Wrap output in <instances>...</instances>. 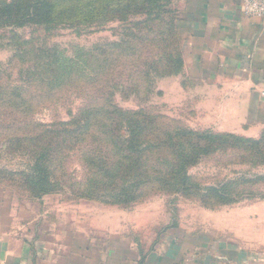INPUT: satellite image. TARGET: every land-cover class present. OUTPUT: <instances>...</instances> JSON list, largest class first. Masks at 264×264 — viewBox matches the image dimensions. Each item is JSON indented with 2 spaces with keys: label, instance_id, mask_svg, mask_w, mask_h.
Masks as SVG:
<instances>
[{
  "label": "rangeland",
  "instance_id": "obj_1",
  "mask_svg": "<svg viewBox=\"0 0 264 264\" xmlns=\"http://www.w3.org/2000/svg\"><path fill=\"white\" fill-rule=\"evenodd\" d=\"M182 1L170 0L163 14L164 21H178L179 35L167 47L161 42L166 37L164 26L155 28L158 18L146 21L142 14L51 27L0 26L1 204L29 210L30 222L38 223L41 237L64 243L92 263L99 257L101 263L108 259L112 264L120 257L118 251L124 261L138 254L156 262L168 252L180 251L176 241L186 249L196 240L202 244L191 250L195 254L211 252L218 245L251 253L264 262V162L254 164L236 148L210 150L199 153L196 164L186 168V182L163 181L168 178L166 162L169 167L180 157L177 143L207 147L209 142L198 136L257 139L264 131V118L259 123L261 118L252 109L248 118L240 117L235 102L229 105L224 99L222 86L191 76L194 71L184 64L183 33L188 22L182 19ZM90 108L106 118L104 142L92 143V136L100 135L95 127L81 143L59 145L53 153L54 175L66 184L84 182L91 174L82 154L98 151L106 161L123 156L113 147L108 120L117 108L135 114L142 124L136 155L144 163L137 171L145 182L140 201L124 207L102 205L77 198L67 188L41 200L29 198L21 174L29 171L31 159L11 152L12 147L3 151L4 141H28L44 127L68 122ZM119 114L115 111V116ZM177 131H185L187 139ZM52 142L56 145L57 139ZM228 181L234 183L229 192L236 194L230 204L200 203L201 189Z\"/></svg>",
  "mask_w": 264,
  "mask_h": 264
},
{
  "label": "trees",
  "instance_id": "obj_2",
  "mask_svg": "<svg viewBox=\"0 0 264 264\" xmlns=\"http://www.w3.org/2000/svg\"><path fill=\"white\" fill-rule=\"evenodd\" d=\"M170 0H0V26L35 24L39 26L68 24L75 21L81 23H93L94 20L111 19L117 16L126 20L129 16L145 15L144 20H150L156 16L159 24L166 32L162 38L165 47L172 46L174 38L179 35L178 21L173 18L168 22L162 18L166 13ZM169 12V10H168ZM139 26V25H138ZM152 27H148L151 32ZM129 36V35H128ZM104 53V52H103ZM180 64L181 60L177 58ZM10 104V101H9ZM97 108L84 109L71 116L68 122H62L54 126L44 127L39 133L27 139H18L16 142L8 139L4 141L3 151H19L30 157L29 171L22 172L21 181L25 184V190L31 199L41 200L44 196L53 195L59 190L70 191L72 195L82 200L96 202L102 205L124 207L137 203L142 198L145 182L137 175V171L143 166L136 155L140 153L138 144L142 124L134 119L135 114L124 113L117 108L108 118L111 126L113 147L120 149L123 156H115L106 161L98 151L84 153L85 165L89 169L90 178L84 182L69 181V184L61 182L54 175L53 155L54 149L59 145H77L83 140L82 136L88 135L95 127L101 135L92 136V143H102L106 125L104 116ZM115 111L120 114L115 116ZM113 115V116H112ZM94 134V133H93ZM175 134L187 139L185 131H177ZM167 136V133H165ZM56 138V145L52 140ZM58 142V139H61ZM198 139L209 142L201 144L190 143L187 146L176 144L180 157L172 160L168 167L166 162L167 177L163 181L168 182L172 178L174 183H184L188 180L186 168L197 162L198 154H208L210 150L222 148H236L241 157L254 164L264 162V131L257 139H246L232 134H202ZM182 140V141H183ZM27 142V143H26ZM16 144V146H15ZM2 150V145L0 146ZM125 153V155H124ZM0 169V187L3 186V178ZM234 186L233 181H228L219 186H211L201 189L198 199L205 207H212L222 203L230 204L236 194L229 192Z\"/></svg>",
  "mask_w": 264,
  "mask_h": 264
},
{
  "label": "crops",
  "instance_id": "obj_3",
  "mask_svg": "<svg viewBox=\"0 0 264 264\" xmlns=\"http://www.w3.org/2000/svg\"><path fill=\"white\" fill-rule=\"evenodd\" d=\"M241 4L242 0L182 1V19L188 22L183 33L187 39L184 64L194 71L195 79L222 86L224 99L229 105L235 102L240 117L248 118L252 109L260 123L264 118V18L244 17ZM1 203L0 198V264H103L99 257L92 263L64 243L41 237L38 223L30 222L29 210ZM198 241L186 249L176 241L180 251L168 252L171 256L160 257L157 263L149 255L138 254L124 261L118 251L120 257L112 264H264L251 253L216 244L211 252L195 254L191 250L201 246ZM107 261L104 264H110Z\"/></svg>",
  "mask_w": 264,
  "mask_h": 264
},
{
  "label": "built area",
  "instance_id": "obj_4",
  "mask_svg": "<svg viewBox=\"0 0 264 264\" xmlns=\"http://www.w3.org/2000/svg\"><path fill=\"white\" fill-rule=\"evenodd\" d=\"M241 12L244 17L264 18V0H242Z\"/></svg>",
  "mask_w": 264,
  "mask_h": 264
}]
</instances>
